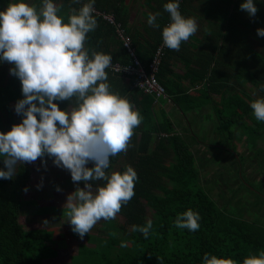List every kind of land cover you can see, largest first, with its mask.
Listing matches in <instances>:
<instances>
[{
    "label": "trees",
    "instance_id": "trees-1",
    "mask_svg": "<svg viewBox=\"0 0 264 264\" xmlns=\"http://www.w3.org/2000/svg\"><path fill=\"white\" fill-rule=\"evenodd\" d=\"M25 2L38 9L42 6V0ZM53 2L62 6L59 15L67 22L71 9L78 10L88 0ZM133 2L146 9L139 19L125 0H95L93 15L98 26L88 34L85 47L90 54L111 55L112 64L106 69L110 91L126 97L143 117L127 152L112 157L106 170L109 174L114 168L123 172L131 166L138 176L135 195L114 220L99 221L83 237L85 243L78 245L69 262L49 264H203L205 253L243 264L245 257L264 251V220L258 218L257 205H240V201L248 202L254 196L252 201L259 202L264 200L263 192L254 188L258 184L247 171H232L225 165L208 167L212 161L207 160L214 154L211 148L219 147L234 155L242 168L244 156L233 140L245 136L244 149L251 152L250 144L264 162V122L256 120L250 108L253 100L264 98L260 90L264 85V37L257 36V29H264V0H253L258 9L254 17L241 10L244 0H179L182 16L194 17L198 23L197 33L182 42L179 51L162 41V29L170 22L163 6L170 0ZM9 3L12 0H0V11ZM157 12L160 27L153 28L147 19ZM131 48L144 74L153 76L163 92L146 91L139 74L123 70L133 64ZM116 64L121 66L119 71ZM12 67L0 61V132L5 133L23 119L11 107L24 98L20 80L10 74ZM54 103L61 110L74 106L71 101ZM198 118L201 126L196 134L193 122ZM182 119L184 126L178 127ZM212 121H217L212 129L215 143L206 138L207 123ZM3 161L0 156V170L5 169ZM249 171L253 173V168ZM207 172L212 174L207 177ZM23 173V165L18 164L11 180L0 179V264H44V259L63 250L49 245L63 238L62 232L49 234L19 224V215L25 212L19 198V190L27 184L22 182ZM219 179L223 182L219 193H213L210 182ZM103 183L93 181V189ZM17 208L22 212L17 214ZM189 209L201 217L195 232L174 226L176 216ZM149 219L153 229L148 238L132 230L133 225L142 226Z\"/></svg>",
    "mask_w": 264,
    "mask_h": 264
},
{
    "label": "clouds",
    "instance_id": "clouds-1",
    "mask_svg": "<svg viewBox=\"0 0 264 264\" xmlns=\"http://www.w3.org/2000/svg\"><path fill=\"white\" fill-rule=\"evenodd\" d=\"M94 4L95 0H88L78 10L72 8L67 22L59 15L62 6L53 0H42L39 9L15 0L0 11V61L14 66L9 71L20 80L24 97L15 104L22 122L0 132L5 166L0 179L11 180L18 164L33 163L45 155L52 158L55 166L70 172L74 183H84L64 205L67 221L81 239L99 221L114 220L134 197L138 176L131 166L123 172L109 174L106 170L112 157L127 152L134 130L143 120L126 97L110 91L106 69L112 64L111 55L90 54L85 47L88 34L98 26ZM163 7L170 16L162 29L163 44L179 51L182 42L197 33L198 23L194 17L182 16L179 0H170ZM240 8L250 17L258 11L253 0H244ZM160 15L150 13L147 23L159 28ZM257 36L264 37V29H257ZM260 90L264 91V85ZM54 101H71L74 106L70 111L61 110ZM250 108L256 120L264 122V98L253 100ZM90 162L93 166L87 167ZM93 181L104 183L94 190ZM200 219L199 213L189 209L176 216L174 226L195 232ZM152 229L150 219L142 226H132L145 238ZM203 264L237 262L205 253ZM243 264H264V251L245 257Z\"/></svg>",
    "mask_w": 264,
    "mask_h": 264
},
{
    "label": "rangeland",
    "instance_id": "rangeland-1",
    "mask_svg": "<svg viewBox=\"0 0 264 264\" xmlns=\"http://www.w3.org/2000/svg\"><path fill=\"white\" fill-rule=\"evenodd\" d=\"M133 1L136 0H125V3L130 5L135 13L138 10H146L144 6H140L138 2ZM12 2H15V0H12ZM136 14H138V16H135L136 19H139L141 17V13ZM2 85L3 84L0 83V86ZM11 107L13 109V112H15V104L11 103ZM201 118H198V123L193 122V125L195 127L194 132L196 134L199 133ZM194 120L196 121V119ZM213 125L216 126L217 121L208 122V126L206 127V138L210 139L211 143L216 142L215 135H213L212 133ZM183 126V122H180L178 125V127ZM228 140H231V138H228ZM246 142L247 139L245 138V136L242 139L233 140L237 152L241 153L244 156V158L240 160L244 163L242 168L239 167L237 162L238 159L235 158L234 155L232 156L229 151L227 152L225 149L219 147L213 149L211 148L214 154L212 158L209 155V160L207 161L212 162L208 164V167L217 165L218 169H221V165H225L229 168V170L232 171H234L235 169L245 170L247 171V173H249L247 174V176L250 179H252L253 177L254 180H256L258 187L256 185H253L254 188L258 191L260 190V192H263L264 195V162L262 161L263 157L257 155L256 152L253 151L255 149H252L250 144L247 145V149H249V151L251 152L246 151L244 149ZM262 142L264 143V141ZM258 146L263 147V144L260 143ZM197 148H199V146ZM216 158H218V160H212ZM247 159L250 160L247 161L248 164H246ZM22 165L25 170V173H23L22 182L25 181L27 184L22 185L21 190H19V198L22 199V205L24 208L23 210H25L24 213L19 215V224L24 225L25 227L43 229L46 232H49V234H60L62 232L65 236L63 238L53 239L51 242H49V245L52 248H60L59 250H63L60 251V253L56 256H51L47 259H44L43 263L49 264L50 262L54 263L59 261L69 262L70 255L76 253L78 245L85 242L84 238L81 239L79 236L72 235V227L67 221L68 217L65 214L67 209L64 205L67 197L71 193H73L77 187L83 188L84 186L80 182L74 183L71 180L70 172L66 169L55 166L53 164L52 158L48 157L47 155L33 163H22ZM90 165L91 162L87 165V167ZM203 166L206 167V165L204 164ZM250 167L253 168V173L249 171ZM116 169L117 168L112 169L111 172L115 171ZM201 170L204 171V169ZM206 174V176L208 177L212 173L207 172ZM227 178L222 179L226 181ZM210 183L212 187H215V189H211L212 192L219 193V187L223 183L221 182V179H219V181H213ZM8 186H10V184H8ZM57 189H59V191ZM232 193L235 200L236 195L234 192ZM253 197H248V199H250V201L248 202L244 200L240 201V205H257L256 210L259 211L258 218L259 220H264V200L261 199L259 202H254L252 201L255 200V198ZM239 198L244 199V195H239ZM18 209L19 208H17L16 210L17 214L22 212ZM94 228L90 232H93Z\"/></svg>",
    "mask_w": 264,
    "mask_h": 264
},
{
    "label": "built area",
    "instance_id": "built-area-1",
    "mask_svg": "<svg viewBox=\"0 0 264 264\" xmlns=\"http://www.w3.org/2000/svg\"><path fill=\"white\" fill-rule=\"evenodd\" d=\"M103 16H104V18H107L108 21L113 22V18H111L110 16H107L105 14H103ZM130 54L134 58L133 64L124 67L123 70L125 72L129 73V75L139 74V76L141 77L139 80H140V82H143V83H140L141 87H143V85H144L146 87V91L153 89L155 91L163 92V89L157 85L156 80L153 76L144 74V72L141 68V63H140L139 59L137 58V56L134 54V51L132 48L130 49ZM114 68L116 71H119L121 69V66H119V64H116L114 66Z\"/></svg>",
    "mask_w": 264,
    "mask_h": 264
},
{
    "label": "crops",
    "instance_id": "crops-1",
    "mask_svg": "<svg viewBox=\"0 0 264 264\" xmlns=\"http://www.w3.org/2000/svg\"><path fill=\"white\" fill-rule=\"evenodd\" d=\"M141 13V10H138ZM136 11V13L138 12ZM135 13V12H134ZM184 121V119H182V122ZM196 121L198 122V119H196ZM208 124V123H207Z\"/></svg>",
    "mask_w": 264,
    "mask_h": 264
}]
</instances>
